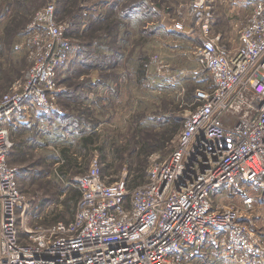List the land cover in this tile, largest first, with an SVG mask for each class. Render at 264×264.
Segmentation results:
<instances>
[{
	"label": "built area",
	"instance_id": "1",
	"mask_svg": "<svg viewBox=\"0 0 264 264\" xmlns=\"http://www.w3.org/2000/svg\"><path fill=\"white\" fill-rule=\"evenodd\" d=\"M194 3L208 81L175 149L134 189L127 177L108 183L93 163L75 178V218L51 228L29 226L9 161L12 126L54 107L60 67L74 50L57 2L37 11L17 45L31 65L0 98V264H264V230L250 217L264 204V0H251L232 46L213 30L206 0Z\"/></svg>",
	"mask_w": 264,
	"mask_h": 264
},
{
	"label": "rangeland",
	"instance_id": "2",
	"mask_svg": "<svg viewBox=\"0 0 264 264\" xmlns=\"http://www.w3.org/2000/svg\"><path fill=\"white\" fill-rule=\"evenodd\" d=\"M49 1L0 0V98L24 80L31 61L17 45ZM55 1L58 18L70 24L74 50L59 72L54 107L32 111L21 121L31 119L30 123L12 131L14 144L21 139L23 150L20 147L9 158L23 168L18 181L30 204L31 227L67 223L63 217L70 215L65 200L70 187L57 175L67 159L65 149L71 160L80 162L74 166L76 173L71 171V183L98 162L105 180L127 177L134 189L141 185L135 186L137 166L148 174L154 162L175 149L187 115L198 105L193 96L208 81L207 72H199L198 52L204 39L194 16L196 0ZM243 2L206 0L216 21L213 30L225 31L229 11H236L232 13L237 18L243 13V26L252 10L251 3ZM228 41L233 42L225 38ZM140 64L145 69L141 76ZM92 135L93 143H84ZM139 135L155 141L148 154L139 150ZM250 217L256 228L264 230V204ZM216 262L212 264H223Z\"/></svg>",
	"mask_w": 264,
	"mask_h": 264
},
{
	"label": "trees",
	"instance_id": "3",
	"mask_svg": "<svg viewBox=\"0 0 264 264\" xmlns=\"http://www.w3.org/2000/svg\"><path fill=\"white\" fill-rule=\"evenodd\" d=\"M138 6H139L138 4L132 6L130 8V10H129V15L128 16H130L135 11L134 9L136 7H138ZM59 20H62V19L59 18ZM69 27H70V24H69ZM70 28H68V35L71 33V32H69ZM70 56H69L67 62L60 67V70L64 69L65 66L68 64V62L70 61V58H71ZM143 73H145V69L143 67V64H140L139 69H138V74L141 76ZM58 80H59V77H58ZM193 97L195 98V95ZM30 121L31 120H28V122H20V123L14 124L12 126V128H11V132L13 131L15 133L18 127H20V126H22V125H24L26 123H30ZM94 137L95 136H93V135L92 136L85 137L84 138V143H86L87 145L90 142L93 143V140L92 139ZM136 142L138 144L141 143L139 150H140V152L142 154H148L151 151V149H154V147H155L154 146L155 141H153V139L151 137H149L148 135H139L138 136V140H136ZM21 146L23 147L22 140L18 138V142L17 141L15 142L14 147H13L10 155H12V153L15 152L17 149H19ZM22 147H21V149L23 150ZM67 151H68V149H65L63 151L64 152V155H65V157L67 159H66L65 163H62L59 166V168H58L59 171H58L57 175L58 176L60 175V177L62 178V182H65V186L70 187L69 194H68V196L65 199L66 200L67 207H68L67 209H68V212H69L70 215H68V216L65 215V217H63V219H65L67 221V223H68V222L72 221L75 218L76 211H77V208H78V203H79V200H80V198L82 196V192H81V189L79 188L77 182L76 183H74V182L71 183L72 182V178L70 176V174H72V172H75L76 173V170H74V166H79L80 165V162H78L76 158H74L73 160H71L70 159L71 157L68 156ZM24 155H26V154H24ZM9 158H10V156H9ZM22 159L25 160V159H27V157L24 156ZM22 170H23V168H22ZM22 170H20V167H18V176H20V173H21L20 171H22ZM78 171H80V170H78ZM136 171L137 172H135L136 174L134 175V181L137 183V185H135V186H138L140 184L141 185L144 184L147 181L148 174H146V172H144L143 168L142 167H139V166H137ZM103 177L108 178L106 175H104ZM106 181L108 183H110V179L109 180L107 179ZM71 185L73 187H71ZM198 261L201 262V261H204V260L201 259V258H198Z\"/></svg>",
	"mask_w": 264,
	"mask_h": 264
},
{
	"label": "crops",
	"instance_id": "4",
	"mask_svg": "<svg viewBox=\"0 0 264 264\" xmlns=\"http://www.w3.org/2000/svg\"><path fill=\"white\" fill-rule=\"evenodd\" d=\"M246 3H251V0H244L243 4L245 5ZM238 5L241 6L242 4L241 3H238ZM250 5H251V8H252V4H250ZM240 6H237L236 7V9H238L237 10V13L239 12L238 14H240V12H242L240 10ZM232 12L234 13L236 11H231V12L229 11V14L228 13L226 14L228 18H226L227 21L224 24V26L226 27L225 31H220V33H222V35H223L224 42H225V38H231V40H233L232 44H231V41L230 42L228 41L227 43L225 42L226 44L229 43L228 44L229 46H232L233 44H236L237 43L238 35H239L240 29L242 27L241 25L244 22V21H242L243 20V17H244L243 13L240 15L241 17L237 18V17H235L233 15ZM215 24H216V21H215V18H213L212 25H215ZM29 120H31V119H29ZM27 121H24V122H27Z\"/></svg>",
	"mask_w": 264,
	"mask_h": 264
}]
</instances>
